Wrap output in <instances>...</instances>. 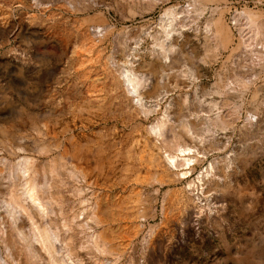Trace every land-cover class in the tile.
I'll return each mask as SVG.
<instances>
[{
	"label": "rangeland",
	"instance_id": "1",
	"mask_svg": "<svg viewBox=\"0 0 264 264\" xmlns=\"http://www.w3.org/2000/svg\"><path fill=\"white\" fill-rule=\"evenodd\" d=\"M192 2L0 0L2 219L15 191L12 167L35 158L43 182L56 159L59 167L76 166L87 175L85 197L102 199L108 240L122 264H264V67L239 48L234 25V16L247 10L264 23V0L216 1L203 17ZM169 9L181 24L200 21L203 29L222 12L234 35L230 49L213 61L204 40L189 33V44L182 52L178 42L170 63L154 57L166 41L161 18ZM128 61L147 80L138 112L127 107L132 97L123 96L118 80ZM198 102H218L233 125L227 137L220 131L219 141L207 138L189 177L177 180L181 171L167 172L161 155L173 152L183 119L208 114L204 107L199 113ZM161 122L162 136L150 135ZM61 153L65 162L57 158ZM203 174L213 177L199 183ZM19 227L29 233L30 224Z\"/></svg>",
	"mask_w": 264,
	"mask_h": 264
},
{
	"label": "bare ground",
	"instance_id": "2",
	"mask_svg": "<svg viewBox=\"0 0 264 264\" xmlns=\"http://www.w3.org/2000/svg\"><path fill=\"white\" fill-rule=\"evenodd\" d=\"M216 1L220 0H193L192 4L195 11L197 10L198 14L203 17L209 9L208 5ZM192 8L190 7V11L193 10ZM211 12L215 14L217 11L211 10ZM178 14L175 9H169L162 16V33L166 41L158 45L159 49L153 52L154 57L162 55L165 63H170L171 56L180 51L177 49V45L179 48L178 42H181L180 47L183 52L184 47L189 44L191 36L204 40L206 53L213 61H217L222 52L230 49L234 42V35L231 29L223 23L222 12L218 14V18L207 19L204 29L200 21H195L191 25L189 19L181 24L183 19L181 20ZM244 17L247 22L242 24L241 20ZM234 25L241 39L239 48L243 49L245 53H252L255 57H260L259 63L264 67V23L261 18L253 11H243V13L234 16ZM210 34L212 35L210 36ZM244 36L247 37L246 40L243 39ZM259 39H261L260 44L256 42ZM255 42L256 45L253 46ZM134 67L133 62L128 61L123 72L120 71L122 73L118 80L126 91L121 92L123 96L132 97L133 102H127V107L131 111L138 112L144 107L142 92L147 80L137 76ZM190 70L193 73L191 74L193 80H197L193 69ZM245 88L247 89L248 86ZM198 107L199 113L202 112L203 102H198ZM206 107L204 108L208 114L201 115L202 117L198 115L194 121L192 118L181 121V127L174 130L173 152L163 151L164 153L161 155L167 172L181 171L176 174L177 180L189 177L188 171L192 172L193 166L200 161L201 148L206 144L207 138L211 137V139L219 141L220 131L224 132L225 135L231 131L234 119L227 120L226 116L224 118L223 110H220L218 102H210ZM165 126V122L156 124L150 129V135L161 137ZM186 137L189 138L190 143L186 141ZM228 143L230 144V141ZM155 147L159 151L162 150L159 142ZM17 151H24V149L19 148ZM57 158L60 161H66L65 154L61 153ZM48 170L49 177L45 175L46 178L42 180L43 182H39V174L35 171V158L23 157L19 160L18 165L12 167L11 179H13L12 187L15 191L12 193L10 202L4 203L6 218L2 219L0 216V243L3 244L6 253L5 259L0 248V264H122V254L113 250L108 240V228L104 217L102 199L98 198L94 203V196L88 199L85 197L84 187L89 182L85 172L76 166L66 167L64 165L59 167L56 159L49 162ZM210 176L213 177L211 174L206 176L203 174L196 179L199 183H203ZM72 181L74 184L71 186ZM196 182L193 181L190 185L188 184L190 189L185 191L190 193ZM67 195H74L77 200H68ZM189 199L191 200V196ZM79 205L81 208L77 209ZM201 210L204 211L203 207ZM57 217L61 218L58 224L56 223ZM4 219H6L5 224H7L6 230L1 227L2 224L4 225ZM39 219L46 220L45 226L39 223ZM24 223L30 224V230L27 234H24L19 227L20 224ZM147 242L148 239H146ZM110 257L112 260L109 259ZM22 258L24 262L20 263ZM129 264L134 263L130 262Z\"/></svg>",
	"mask_w": 264,
	"mask_h": 264
}]
</instances>
